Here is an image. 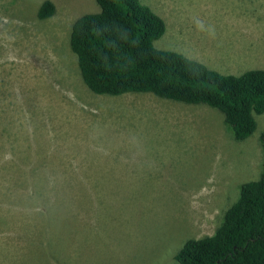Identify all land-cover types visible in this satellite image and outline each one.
I'll list each match as a JSON object with an SVG mask.
<instances>
[{
	"label": "rangeland",
	"instance_id": "1",
	"mask_svg": "<svg viewBox=\"0 0 264 264\" xmlns=\"http://www.w3.org/2000/svg\"><path fill=\"white\" fill-rule=\"evenodd\" d=\"M43 1L0 0V264H29V234L46 241L39 264H180L183 243L212 234L260 176L264 112L236 140L206 104L93 93L68 35L98 4L51 0L39 19ZM140 1L166 25L155 48L224 74L264 69V0ZM10 174L19 188L5 195ZM39 183L79 184L78 219L39 213Z\"/></svg>",
	"mask_w": 264,
	"mask_h": 264
},
{
	"label": "trees",
	"instance_id": "2",
	"mask_svg": "<svg viewBox=\"0 0 264 264\" xmlns=\"http://www.w3.org/2000/svg\"><path fill=\"white\" fill-rule=\"evenodd\" d=\"M95 2L99 11L76 18L68 35L80 76L90 91L108 95L152 93L163 99L206 104L223 114L234 139L243 140L253 133L254 114L264 112V69L224 74L182 53L155 48L153 41L163 35L166 25L148 5L140 0ZM54 11V3L44 0L36 15L46 19ZM260 145V176L240 185L237 200L226 209L212 234L183 243L175 255L180 264H264V132ZM9 180L11 174L2 182L5 195L18 192L19 186ZM45 183L32 184L43 202L39 213L78 219V210L73 208L77 186H81L56 188ZM66 200L65 213L62 204ZM29 237L36 243L23 257L29 264L35 259L36 264L44 262L46 258L36 255L43 253L46 241L32 234Z\"/></svg>",
	"mask_w": 264,
	"mask_h": 264
}]
</instances>
